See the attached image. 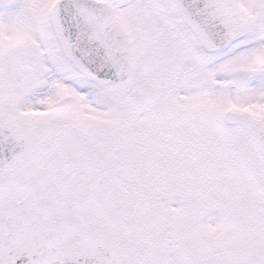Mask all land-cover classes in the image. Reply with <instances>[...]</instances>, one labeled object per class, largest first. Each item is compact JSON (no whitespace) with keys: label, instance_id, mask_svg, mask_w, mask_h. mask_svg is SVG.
<instances>
[{"label":"snow or ice","instance_id":"6c2138e0","mask_svg":"<svg viewBox=\"0 0 264 264\" xmlns=\"http://www.w3.org/2000/svg\"><path fill=\"white\" fill-rule=\"evenodd\" d=\"M0 264H264V0H0Z\"/></svg>","mask_w":264,"mask_h":264}]
</instances>
